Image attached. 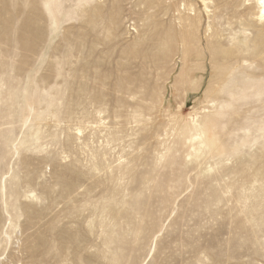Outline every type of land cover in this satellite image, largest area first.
I'll use <instances>...</instances> for the list:
<instances>
[{
    "label": "rangeland",
    "instance_id": "374dc122",
    "mask_svg": "<svg viewBox=\"0 0 264 264\" xmlns=\"http://www.w3.org/2000/svg\"><path fill=\"white\" fill-rule=\"evenodd\" d=\"M259 0H0V264H264Z\"/></svg>",
    "mask_w": 264,
    "mask_h": 264
},
{
    "label": "bare ground",
    "instance_id": "6f19581e",
    "mask_svg": "<svg viewBox=\"0 0 264 264\" xmlns=\"http://www.w3.org/2000/svg\"><path fill=\"white\" fill-rule=\"evenodd\" d=\"M260 2V0H259ZM260 14H261V18H264V6L261 5V2H260Z\"/></svg>",
    "mask_w": 264,
    "mask_h": 264
},
{
    "label": "snow or ice",
    "instance_id": "6c2138e0",
    "mask_svg": "<svg viewBox=\"0 0 264 264\" xmlns=\"http://www.w3.org/2000/svg\"><path fill=\"white\" fill-rule=\"evenodd\" d=\"M261 5L264 6V0H260Z\"/></svg>",
    "mask_w": 264,
    "mask_h": 264
}]
</instances>
